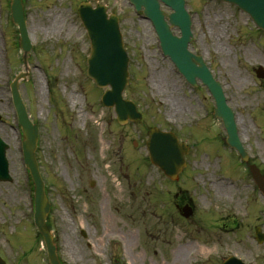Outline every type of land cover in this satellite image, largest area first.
<instances>
[{
    "label": "rangeland",
    "instance_id": "374dc122",
    "mask_svg": "<svg viewBox=\"0 0 264 264\" xmlns=\"http://www.w3.org/2000/svg\"><path fill=\"white\" fill-rule=\"evenodd\" d=\"M81 1L24 2L33 46L30 75L18 86L39 126L36 155L53 205L47 220L60 260L218 264L235 255L245 264H264V242L254 239L256 226L264 232V197L246 164L224 144L207 89L200 83L191 87L163 57L150 21L128 0H85L100 2L119 17L129 55L123 95L136 103L142 118L118 124L113 107L100 101L106 87H97L86 74L89 39L76 12ZM9 3L0 0V136L8 145L11 176L0 181V254L9 264H48L32 222L33 185L22 162L23 134L10 95L9 83L24 66ZM186 7L192 15L189 48L221 82L240 139L264 175V78L254 72L264 67V32L232 4L186 0ZM155 125L191 146L177 181L146 158V130ZM180 199L194 206L187 219L178 213Z\"/></svg>",
    "mask_w": 264,
    "mask_h": 264
},
{
    "label": "water",
    "instance_id": "95a60500",
    "mask_svg": "<svg viewBox=\"0 0 264 264\" xmlns=\"http://www.w3.org/2000/svg\"><path fill=\"white\" fill-rule=\"evenodd\" d=\"M173 9L167 14L160 9L159 0H131L135 7L151 19L153 26L160 38L161 48L178 67L187 81L195 85L198 77L207 85L215 99L214 116L221 118L226 130L225 142L236 149L242 160H247V153L237 135L234 115L226 104L224 94L218 81L214 80L199 55L191 53L188 43L191 40V20L184 8V0H161ZM239 6L246 11L254 22L264 29V0H224ZM80 19L85 26L90 39V55L87 59V74L92 77L99 86L109 85L102 95V102L106 106L114 105L117 120L124 123L127 120H136L141 114L136 110L134 103L123 98L122 91L127 83L128 56L123 47L122 37L118 25V17L115 14L107 15L105 6L97 3L92 7L87 2H82L77 9ZM11 13L13 22L18 25L20 33L19 45L23 50L22 61L27 68L28 51L31 49L25 18L23 15L22 0H11ZM177 26L181 36H175L171 32L170 25ZM27 73L20 72L12 82L13 103L18 115L24 139L22 141L23 160L29 169L34 183V223L40 232L46 245L50 264H60L53 237L46 224V216L49 212V201L44 191V182L39 172L35 158V150L38 139V126L28 118L25 106L18 92L17 83L20 78H25ZM257 75L264 76L259 69ZM149 139L146 142L151 162L157 165L172 179H177L178 173L185 166L184 154L188 146L179 142L174 133L162 131L156 127L148 131ZM7 144L0 138V180H10L8 174V162L5 157ZM249 169L261 188L264 189V180L258 169L250 165ZM191 210L184 208V215L188 216ZM257 240H264V234L257 232ZM0 264H5L0 258ZM114 264H119L115 262ZM221 264H243L240 260L229 257Z\"/></svg>",
    "mask_w": 264,
    "mask_h": 264
},
{
    "label": "bare ground",
    "instance_id": "6f19581e",
    "mask_svg": "<svg viewBox=\"0 0 264 264\" xmlns=\"http://www.w3.org/2000/svg\"><path fill=\"white\" fill-rule=\"evenodd\" d=\"M56 23H57V22H56L55 20H53V22L51 23L50 27H51V26H53V27H54V25H55ZM46 31H47V32H49V25H48V27H47V30H46ZM75 98H76V97H74V98H73V101H74V102H75ZM80 115H81V116H83V119H84V121H85V117H86V115H85V114H83V113H81Z\"/></svg>",
    "mask_w": 264,
    "mask_h": 264
},
{
    "label": "flooded vegetation",
    "instance_id": "af4514ba",
    "mask_svg": "<svg viewBox=\"0 0 264 264\" xmlns=\"http://www.w3.org/2000/svg\"><path fill=\"white\" fill-rule=\"evenodd\" d=\"M94 184H95V183H94L93 180H90L89 183H88V185H90V186H94ZM179 207H180V206H179Z\"/></svg>",
    "mask_w": 264,
    "mask_h": 264
}]
</instances>
